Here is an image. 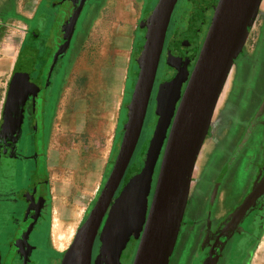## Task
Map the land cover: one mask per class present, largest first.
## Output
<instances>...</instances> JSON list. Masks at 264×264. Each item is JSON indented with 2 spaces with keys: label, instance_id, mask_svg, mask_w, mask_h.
I'll use <instances>...</instances> for the list:
<instances>
[{
  "label": "flooded vegetation",
  "instance_id": "1",
  "mask_svg": "<svg viewBox=\"0 0 264 264\" xmlns=\"http://www.w3.org/2000/svg\"><path fill=\"white\" fill-rule=\"evenodd\" d=\"M105 1L39 0L18 18L22 30L0 103V264H71L76 247L72 244L68 253L71 243L55 249L50 241L48 146L81 38ZM216 1L175 2L138 137L143 133V138L102 217L90 264H132L142 232L138 223L118 239L104 241L102 232L115 199L138 180L158 112L164 114L184 67L197 58ZM10 16L0 13V40ZM137 72L138 67L134 80ZM227 81L195 159V176L167 264H249L264 231V9L248 27Z\"/></svg>",
  "mask_w": 264,
  "mask_h": 264
},
{
  "label": "water",
  "instance_id": "2",
  "mask_svg": "<svg viewBox=\"0 0 264 264\" xmlns=\"http://www.w3.org/2000/svg\"><path fill=\"white\" fill-rule=\"evenodd\" d=\"M261 1H216L206 35L168 131L148 209L144 207V199L150 188L154 155L156 151L159 153L162 144L161 141L158 145V138L156 146H152L151 140L149 155L137 182L125 187L109 211L102 232L104 241L129 235L135 223H139L142 232L132 264L168 263L180 227L197 153L233 59L247 36L248 27ZM175 2L158 0L140 20L144 42L133 52L138 72L130 99L125 104L124 132L110 173L88 215L75 231L72 241L76 247V250H72L73 264H90L93 239L136 146ZM159 134L160 131L157 137ZM129 189L132 195H129ZM257 195L258 190L250 194L241 209Z\"/></svg>",
  "mask_w": 264,
  "mask_h": 264
},
{
  "label": "rangeland",
  "instance_id": "3",
  "mask_svg": "<svg viewBox=\"0 0 264 264\" xmlns=\"http://www.w3.org/2000/svg\"><path fill=\"white\" fill-rule=\"evenodd\" d=\"M38 1L17 0V11L25 17ZM157 1L106 0L100 11L90 20L81 38L78 56L73 62L68 83L65 84L61 97L58 123L52 131L48 146L51 187L50 235L57 226L61 228V233L58 229L55 230L54 240L63 237L59 249H65L71 243L67 249L68 253L72 250L71 245L77 229H73V224L79 219L82 221L84 213H87L92 205L112 168L124 132L125 104L136 80V63L133 65L132 77L128 71L132 36L140 30L139 21L142 15L152 9ZM260 9H264V5L260 4L257 11ZM209 15L210 12L207 13V20L210 19ZM6 22V31L0 40V103L10 57L18 45L23 25L18 18L8 19ZM202 35L200 33L199 37L202 38ZM195 61L191 59L184 67V76L163 114L158 137V145L161 141L162 144L159 153L155 152L150 169L152 179L144 199L146 209L150 204L158 175L163 142L168 135L167 130ZM227 87L228 81L220 93L216 109ZM142 134L134 151L143 138ZM194 176L195 170L192 172V177ZM263 236L264 231L260 239Z\"/></svg>",
  "mask_w": 264,
  "mask_h": 264
},
{
  "label": "crops",
  "instance_id": "4",
  "mask_svg": "<svg viewBox=\"0 0 264 264\" xmlns=\"http://www.w3.org/2000/svg\"><path fill=\"white\" fill-rule=\"evenodd\" d=\"M142 17H143V15H142ZM139 29L140 30H138L137 32H135L133 34L132 40H131V62H130L129 67H128L129 68L128 71L130 72L131 77H132V74H134L133 73V65L136 63V60L133 57V52L142 43V38H143L142 33L144 34V29L142 27H140V21H139ZM131 64H132V66H131ZM130 67H131V69H130ZM125 85H126L125 88L127 90V81H126ZM79 224H80V219L77 220V222H75V224H73V229H76L79 226ZM56 229H58L59 232L61 233V228H59L57 226ZM55 230L50 235V241H51L52 247H54L55 249H59L58 246L61 245V243L63 241V237L62 238L59 237V239L55 241L54 235H53L55 233ZM249 264H264V236L257 243V246H256V248L252 254V257L250 259Z\"/></svg>",
  "mask_w": 264,
  "mask_h": 264
},
{
  "label": "trees",
  "instance_id": "5",
  "mask_svg": "<svg viewBox=\"0 0 264 264\" xmlns=\"http://www.w3.org/2000/svg\"><path fill=\"white\" fill-rule=\"evenodd\" d=\"M16 1L17 0H1V3H3L4 5L0 6V12L2 11V12H5V13H8V14H11L10 19L20 18V17L24 18V16L21 15L17 11ZM158 114H159V116H158L154 131H153V134H152V137H151V140L153 142L152 146H156L157 145V138H158L157 136H158L160 127H161V125L163 123V113L158 112ZM155 131L158 132V133H156ZM73 261H74V254H71V256L69 258V262H71V264H73L72 263Z\"/></svg>",
  "mask_w": 264,
  "mask_h": 264
},
{
  "label": "bare ground",
  "instance_id": "6",
  "mask_svg": "<svg viewBox=\"0 0 264 264\" xmlns=\"http://www.w3.org/2000/svg\"><path fill=\"white\" fill-rule=\"evenodd\" d=\"M264 5V0H262V2H261V6H263Z\"/></svg>",
  "mask_w": 264,
  "mask_h": 264
}]
</instances>
